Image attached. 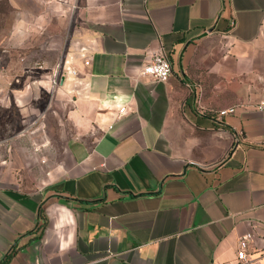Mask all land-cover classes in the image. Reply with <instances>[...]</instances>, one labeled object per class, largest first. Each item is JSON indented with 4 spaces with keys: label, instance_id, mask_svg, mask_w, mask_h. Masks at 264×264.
<instances>
[{
    "label": "crops",
    "instance_id": "obj_1",
    "mask_svg": "<svg viewBox=\"0 0 264 264\" xmlns=\"http://www.w3.org/2000/svg\"><path fill=\"white\" fill-rule=\"evenodd\" d=\"M68 2L91 62L59 80L63 159L0 161V264H235L247 232L264 264V0Z\"/></svg>",
    "mask_w": 264,
    "mask_h": 264
},
{
    "label": "rangeland",
    "instance_id": "obj_2",
    "mask_svg": "<svg viewBox=\"0 0 264 264\" xmlns=\"http://www.w3.org/2000/svg\"><path fill=\"white\" fill-rule=\"evenodd\" d=\"M61 3L0 0L2 162L17 158L24 168L31 163L37 168L35 163L45 162L51 168L63 159V109L58 104V85L65 59L71 56L75 25L71 2L66 13ZM64 92L71 93L68 84ZM40 172L32 171L27 179L23 176V188H31V179L40 178Z\"/></svg>",
    "mask_w": 264,
    "mask_h": 264
},
{
    "label": "built area",
    "instance_id": "obj_3",
    "mask_svg": "<svg viewBox=\"0 0 264 264\" xmlns=\"http://www.w3.org/2000/svg\"><path fill=\"white\" fill-rule=\"evenodd\" d=\"M72 44L74 45V53L69 59H65L64 74L62 76L64 77V80H71V90L77 91L84 86V81L80 79L78 69L74 67V65L71 66V64H73L74 59L80 58L83 65L88 66L91 62V47L84 41L77 39L76 35H74ZM171 73L172 69L170 60L167 53L162 48H159L152 53L151 59L146 62L141 69L142 75L148 76L155 81H167L171 76ZM256 106L259 110L264 111V94ZM123 111L124 107H121L119 112L122 113ZM232 111H234L233 108L223 109L219 111V115L222 116ZM251 238L252 234L250 232L238 237L236 249L237 260L235 264H260L259 257L252 256V254L248 252Z\"/></svg>",
    "mask_w": 264,
    "mask_h": 264
},
{
    "label": "water",
    "instance_id": "obj_4",
    "mask_svg": "<svg viewBox=\"0 0 264 264\" xmlns=\"http://www.w3.org/2000/svg\"><path fill=\"white\" fill-rule=\"evenodd\" d=\"M63 80H64V77L62 76V77L60 78V82L62 83V82H63Z\"/></svg>",
    "mask_w": 264,
    "mask_h": 264
}]
</instances>
